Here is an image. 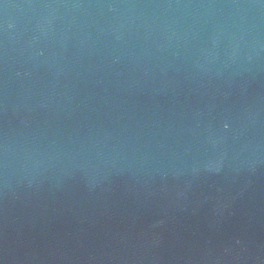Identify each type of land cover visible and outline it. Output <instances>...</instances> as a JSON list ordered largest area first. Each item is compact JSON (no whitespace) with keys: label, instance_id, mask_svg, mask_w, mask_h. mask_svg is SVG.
Listing matches in <instances>:
<instances>
[{"label":"water","instance_id":"95a60500","mask_svg":"<svg viewBox=\"0 0 264 264\" xmlns=\"http://www.w3.org/2000/svg\"><path fill=\"white\" fill-rule=\"evenodd\" d=\"M0 264H264V0H0Z\"/></svg>","mask_w":264,"mask_h":264}]
</instances>
